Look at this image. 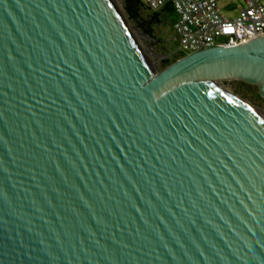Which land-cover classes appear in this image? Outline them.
<instances>
[{"label":"water","instance_id":"1","mask_svg":"<svg viewBox=\"0 0 264 264\" xmlns=\"http://www.w3.org/2000/svg\"><path fill=\"white\" fill-rule=\"evenodd\" d=\"M264 38L153 73L111 0H0V264H264Z\"/></svg>","mask_w":264,"mask_h":264},{"label":"built area","instance_id":"2","mask_svg":"<svg viewBox=\"0 0 264 264\" xmlns=\"http://www.w3.org/2000/svg\"><path fill=\"white\" fill-rule=\"evenodd\" d=\"M219 0H140L151 14L171 9L170 25L173 46L164 61L178 60L187 55L215 48L240 46L264 38V0L241 2L235 18L221 14Z\"/></svg>","mask_w":264,"mask_h":264},{"label":"rangeland","instance_id":"3","mask_svg":"<svg viewBox=\"0 0 264 264\" xmlns=\"http://www.w3.org/2000/svg\"><path fill=\"white\" fill-rule=\"evenodd\" d=\"M116 11L120 15L122 22L130 35L134 45L137 47L141 56L153 73L164 69L163 57L168 55L169 47L173 46L172 35L170 32L171 17L166 8L160 14V22L149 26L144 25V29L130 20L123 8L122 0H111ZM217 6L222 15L228 18H235L240 10L241 2L237 0H219ZM141 17L149 20L151 13L146 9H141ZM238 81L221 82L219 86L223 91L239 100L249 104L256 110L264 112V99H262L254 86L245 85Z\"/></svg>","mask_w":264,"mask_h":264},{"label":"trees","instance_id":"4","mask_svg":"<svg viewBox=\"0 0 264 264\" xmlns=\"http://www.w3.org/2000/svg\"><path fill=\"white\" fill-rule=\"evenodd\" d=\"M122 3H123V8H124V11H125L127 17L145 31L147 29H144V25L149 26L150 24L160 22V14H162V12L152 14L151 17L149 18V20L142 19L141 14H140L141 9L142 8L145 9V8L142 5V3L140 2V0H122ZM168 11L171 14L170 17H171V22H172L174 20V15H173L171 9H168ZM174 61H175V59H173L171 61H167V62L165 61L163 64L164 68H166L167 66L172 64Z\"/></svg>","mask_w":264,"mask_h":264},{"label":"bare ground","instance_id":"5","mask_svg":"<svg viewBox=\"0 0 264 264\" xmlns=\"http://www.w3.org/2000/svg\"><path fill=\"white\" fill-rule=\"evenodd\" d=\"M219 88L221 89L220 86H219ZM221 90H222V92L225 94V96H226L227 98H229L231 101H233V102L239 104L241 107H243L244 109H246L247 111H249V112L252 113L253 115H256V116H259V117H261V118H264V112H261L260 110L258 111V110H256V108L254 109L252 106H250L249 104H247V103H245V102L239 100L238 98L233 97V96H230L231 94H230V95L226 94V93L223 91V89H221Z\"/></svg>","mask_w":264,"mask_h":264}]
</instances>
